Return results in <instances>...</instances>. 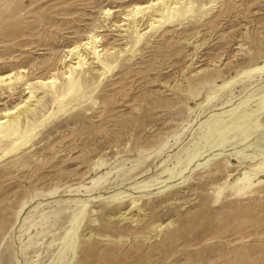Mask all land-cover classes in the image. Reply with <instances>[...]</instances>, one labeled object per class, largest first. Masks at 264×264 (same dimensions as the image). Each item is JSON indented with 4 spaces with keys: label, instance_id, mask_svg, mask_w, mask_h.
Returning <instances> with one entry per match:
<instances>
[{
    "label": "rangeland",
    "instance_id": "obj_1",
    "mask_svg": "<svg viewBox=\"0 0 264 264\" xmlns=\"http://www.w3.org/2000/svg\"><path fill=\"white\" fill-rule=\"evenodd\" d=\"M150 1L0 0V114L36 95L0 141V264H264V0L153 27ZM92 33L109 70L83 50L80 95L36 84Z\"/></svg>",
    "mask_w": 264,
    "mask_h": 264
},
{
    "label": "bare ground",
    "instance_id": "obj_2",
    "mask_svg": "<svg viewBox=\"0 0 264 264\" xmlns=\"http://www.w3.org/2000/svg\"><path fill=\"white\" fill-rule=\"evenodd\" d=\"M191 8V3H187L186 1L179 0L171 2V0H153L144 5H136L131 17L136 19L139 14L144 11L154 9L157 13H159L160 18L152 19L150 27H153L156 22L165 23L172 19L185 16ZM110 12V9L105 10V14L107 16ZM98 39L99 38L92 33L87 36L84 41L76 44L66 51L62 61L65 68V72L63 74L67 76L63 81H60L58 77L53 74L48 79L38 80L36 84H38L41 88L46 89L47 93L51 94V96L55 99L59 97L61 98V96H63L61 99H64L72 94L80 95L84 88V79L80 74L83 73L85 68L84 66L87 62V55L82 53L83 50H86L88 54H92L97 59L99 65H101L104 69L109 70L115 61V52L109 53V50L107 49H100V46L97 45ZM102 51H104V53L101 54ZM73 56H76L75 62L71 61L72 63L68 64V58H72ZM263 71L264 62L262 64L258 63L253 68L246 70L245 73L249 75L255 72L261 73ZM21 72H25V70H22ZM16 76L18 75L15 73L0 75V85H11ZM28 93L29 96L26 99L15 105L13 108L7 109L0 114V141L9 140V145L12 147L17 145L19 141L17 138L22 137L30 131L29 125L24 127L21 120L22 111H25L26 109H33L29 106V103L34 101L36 95L32 91H28ZM37 103H40V99L37 100ZM245 180H250L247 174L240 178L238 182L241 181L244 183Z\"/></svg>",
    "mask_w": 264,
    "mask_h": 264
}]
</instances>
